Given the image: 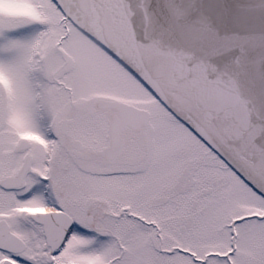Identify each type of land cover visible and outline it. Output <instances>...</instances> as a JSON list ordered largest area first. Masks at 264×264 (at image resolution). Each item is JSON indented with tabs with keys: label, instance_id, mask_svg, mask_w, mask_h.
Here are the masks:
<instances>
[{
	"label": "snow or ice",
	"instance_id": "6c2138e0",
	"mask_svg": "<svg viewBox=\"0 0 264 264\" xmlns=\"http://www.w3.org/2000/svg\"><path fill=\"white\" fill-rule=\"evenodd\" d=\"M0 264H264V0H0Z\"/></svg>",
	"mask_w": 264,
	"mask_h": 264
}]
</instances>
